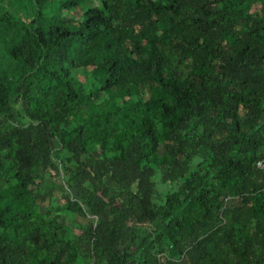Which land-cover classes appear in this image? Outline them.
<instances>
[{
  "label": "trees",
  "instance_id": "trees-1",
  "mask_svg": "<svg viewBox=\"0 0 264 264\" xmlns=\"http://www.w3.org/2000/svg\"><path fill=\"white\" fill-rule=\"evenodd\" d=\"M0 264H264V0H0Z\"/></svg>",
  "mask_w": 264,
  "mask_h": 264
},
{
  "label": "rangeland",
  "instance_id": "rangeland-1",
  "mask_svg": "<svg viewBox=\"0 0 264 264\" xmlns=\"http://www.w3.org/2000/svg\"><path fill=\"white\" fill-rule=\"evenodd\" d=\"M250 13L251 14H255L258 10H257V6L256 5H251L250 8ZM65 14L68 15H77L79 14L78 9H71L69 11H64ZM81 116L85 119L86 118V114L84 113H80ZM160 152V149H159ZM54 177V173L51 170H48L47 172L44 173V182L46 183L49 179H52ZM44 182H42L40 185H38L36 188V192L31 196V200L37 205V209L40 212H44L45 210H52L55 208H59L62 206L61 200H60V195L57 191H54L52 194V198L48 199V198H44V199H40L39 196L42 194V190L44 189ZM162 185L157 183V189L158 190H162ZM87 218H82L79 216H74V218H70L69 215H65L64 216V221L66 223V225H72V227L74 228L73 230V235L75 236L78 233V227L80 225H83L86 222Z\"/></svg>",
  "mask_w": 264,
  "mask_h": 264
},
{
  "label": "built area",
  "instance_id": "built-area-1",
  "mask_svg": "<svg viewBox=\"0 0 264 264\" xmlns=\"http://www.w3.org/2000/svg\"><path fill=\"white\" fill-rule=\"evenodd\" d=\"M261 162H262V160H261V161H257V162H256V166L259 167V166L261 165Z\"/></svg>",
  "mask_w": 264,
  "mask_h": 264
}]
</instances>
